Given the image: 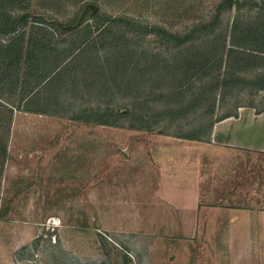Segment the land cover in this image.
<instances>
[{
    "label": "rangeland",
    "instance_id": "obj_1",
    "mask_svg": "<svg viewBox=\"0 0 264 264\" xmlns=\"http://www.w3.org/2000/svg\"><path fill=\"white\" fill-rule=\"evenodd\" d=\"M239 2L0 0L1 15L29 14L25 37L32 21L65 22L86 3L145 26L99 23L89 11L71 33L52 40L83 50L60 85L21 103L46 112L15 108L11 113L9 107L49 61L41 68L23 61L0 81V264H122L124 256L135 264H169L168 256L154 261L155 248L178 242V236L138 233L142 229L134 224L142 218L125 217L135 210L137 192L123 176L133 168L124 158L142 139L141 131L205 136L211 120L240 108H264V53L229 49L242 24L264 20V7L260 0ZM154 25L187 34L188 56L185 52L180 61L175 47L150 31ZM197 46L204 50L200 59L192 51ZM4 70L0 66V76ZM83 108L92 116L109 113L103 119L115 124L74 118ZM110 132L112 152L122 153L121 160L98 159L95 168L88 161L90 136Z\"/></svg>",
    "mask_w": 264,
    "mask_h": 264
},
{
    "label": "crops",
    "instance_id": "obj_2",
    "mask_svg": "<svg viewBox=\"0 0 264 264\" xmlns=\"http://www.w3.org/2000/svg\"><path fill=\"white\" fill-rule=\"evenodd\" d=\"M139 133L124 158L133 168L123 176L137 192L135 210L125 217L142 218L134 224L138 233L179 239L159 242L154 261L264 264V110L240 108L214 121L201 139ZM112 135L90 136L88 161L95 168L98 159L121 160Z\"/></svg>",
    "mask_w": 264,
    "mask_h": 264
},
{
    "label": "trees",
    "instance_id": "obj_3",
    "mask_svg": "<svg viewBox=\"0 0 264 264\" xmlns=\"http://www.w3.org/2000/svg\"><path fill=\"white\" fill-rule=\"evenodd\" d=\"M239 1L240 0H222V2H227L230 5L235 2L238 4L240 3ZM260 2L261 6L264 7V0H260ZM89 11H91V16L94 18H101L98 20L99 23H104L107 21V23H110L113 26L127 25L128 29H139L144 26L140 22L136 21V19L125 15L110 16L108 14H104L103 12L101 13L97 10V6H93L92 3H86L82 8L81 13L71 20L60 22L58 19L52 18V20L47 23L45 22L46 20L44 18H39L38 20L32 21L29 25L32 30L28 32L29 36L25 37L27 34L25 28L29 22L27 19L29 14H27V12H22L15 16L11 14L12 12H8L6 16L0 14V66L5 69L3 74L0 76V81L9 74L7 71L9 67L18 68L21 66L23 61L29 62L30 66L37 67L42 64V61H49V64L45 65L46 70L44 72H42V69L40 72H34V74H37L35 84L31 88L26 89V93L19 98V101H17L15 106L11 105L9 107V112L12 113L15 108H23L30 112H46L41 108L39 109L22 106L21 103L26 100L27 104L29 100L38 96V94L41 92L40 90H48L49 88H54L60 85L59 80L61 79V76L65 71L69 72L71 70V63L75 62L76 58L79 56V50L82 52L81 50H83V48L78 49L79 46H74L73 44L63 46L60 45V41L55 43L52 42V40L71 33V31L75 29L76 25L80 24V22L85 19V15L86 13L88 14ZM88 26H90L89 23ZM236 27H238L237 24L234 25V28ZM34 28L37 29V31H34ZM146 29L148 30V26H146ZM149 29L151 32L156 33V35H160L164 39L165 43H171L175 47L174 49L180 53V61H182L181 59L186 58V55H184L185 52L187 53V56L191 52H187L189 47L186 43L187 34L185 36H180L172 31H168L160 26L155 25L149 27ZM235 32V29H232L230 33L233 36ZM239 33V38H233L230 40V50L235 49V51L237 50L238 52L244 50L248 52L251 51V53L252 51L264 53V20L254 25L249 22L242 24V27H239ZM224 35L225 36L223 37L225 38L223 39H226V34ZM25 41L28 42L27 45H24ZM115 45H117V43H115ZM118 46L119 45H117V47ZM125 51L127 55L134 54L132 49L129 50L128 48H125ZM192 51L196 53L198 59H200V57L204 54V50L201 46H197ZM224 51L225 50L221 52L224 53ZM120 56H116V58ZM30 61H36V63H31ZM133 61L134 60H131V62ZM41 67L42 66L39 68ZM32 72L33 71L29 72L30 75ZM77 80L78 78H73L72 83H77ZM69 82L71 81L69 80ZM262 110H264V108L259 111ZM92 115V113L87 114L86 109L83 108L80 109L78 114L74 115V118L81 119L83 121H98L108 125L115 124V122L112 120H108L109 118L107 117L110 116L109 113H103L98 116ZM102 115H107V119H103ZM229 115L232 114L222 116L218 119ZM216 120H211V122L208 124L209 129L206 135L209 133L214 121ZM175 135L194 139H201L206 136H200L197 134ZM122 264H134V262L130 258L124 256Z\"/></svg>",
    "mask_w": 264,
    "mask_h": 264
}]
</instances>
